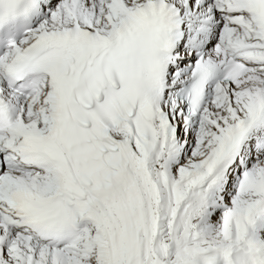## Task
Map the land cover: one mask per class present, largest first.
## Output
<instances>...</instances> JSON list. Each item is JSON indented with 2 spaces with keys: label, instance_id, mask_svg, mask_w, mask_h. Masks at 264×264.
Masks as SVG:
<instances>
[{
  "label": "snow or ice",
  "instance_id": "obj_1",
  "mask_svg": "<svg viewBox=\"0 0 264 264\" xmlns=\"http://www.w3.org/2000/svg\"><path fill=\"white\" fill-rule=\"evenodd\" d=\"M0 264H264V0H0Z\"/></svg>",
  "mask_w": 264,
  "mask_h": 264
}]
</instances>
